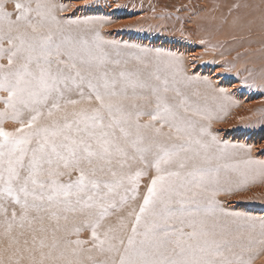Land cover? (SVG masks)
<instances>
[{"label": "snow or ice", "instance_id": "snow-or-ice-1", "mask_svg": "<svg viewBox=\"0 0 264 264\" xmlns=\"http://www.w3.org/2000/svg\"><path fill=\"white\" fill-rule=\"evenodd\" d=\"M7 5L0 0V264L264 256V217L217 199L264 183V160L233 161L237 148L250 149L211 133L216 117L187 95L201 80L181 55L106 39L101 30L115 23L107 16L61 20L46 0ZM216 21L200 27L264 32V0L233 3Z\"/></svg>", "mask_w": 264, "mask_h": 264}, {"label": "bare ground", "instance_id": "bare-ground-1", "mask_svg": "<svg viewBox=\"0 0 264 264\" xmlns=\"http://www.w3.org/2000/svg\"><path fill=\"white\" fill-rule=\"evenodd\" d=\"M21 2H29V0H21ZM46 2L52 4L53 0ZM112 2L115 9H118L117 5L124 4L121 6L124 9L130 8L137 13H144L138 21L144 26L140 34L142 38L137 36V42L144 43L143 37L146 36L152 38L150 42L156 41L159 37L156 35L157 38L153 39L155 36L152 35H162L159 38L160 42L154 43L155 47L180 54L184 58L186 74H196V77L200 78V83L192 84L185 91L191 101L212 111L215 115L216 118L210 125L211 133L217 136L218 131L224 130V133L217 136L220 142L227 139L230 145H243L244 149H250L249 152L237 148L232 157L233 161L264 160V90L261 88L264 86V32H261L258 26L251 31H235L227 25L223 30H219L220 26L206 30L200 27L207 23V18L213 16L217 17L216 24L219 25V18L233 3L259 4L260 0H113ZM14 3L15 0H8V11L14 12ZM194 11L199 13L195 18L192 17ZM114 13L110 12L109 16L114 18L116 15H121L118 12ZM164 16L166 22L158 20V17ZM178 17L179 21H177ZM148 18L153 19L151 20L153 25L162 24V28L147 29ZM170 20L173 21L171 26L168 25ZM167 25L171 31H167L168 27L165 28ZM180 28H183L184 39L181 38V32L176 31ZM217 30L223 32L222 37L216 35ZM201 39L208 41V45L200 44ZM150 42L149 45H152ZM213 59L215 61L217 59L218 62ZM207 60L211 61V65L212 60L214 61L215 64L212 65L214 68L207 65L208 63L200 65L202 61ZM222 65H230L232 70L225 71ZM229 75L231 78H228ZM245 78L250 82L254 81L257 87L246 88L243 84ZM205 79L211 81V86L202 82ZM221 87L231 97L230 101L222 98L218 91ZM193 119H197L200 124H207V121H200L197 117ZM239 128L241 129L237 130ZM164 131L167 129L165 128ZM217 199L225 204L224 208L230 205L235 211L257 218L264 217V183L257 182L240 193L221 194ZM234 203H243V205L237 206ZM61 225L64 226V222ZM255 264H264V256L256 260Z\"/></svg>", "mask_w": 264, "mask_h": 264}, {"label": "rangeland", "instance_id": "rangeland-1", "mask_svg": "<svg viewBox=\"0 0 264 264\" xmlns=\"http://www.w3.org/2000/svg\"><path fill=\"white\" fill-rule=\"evenodd\" d=\"M112 1L113 0H53L52 4L57 6L56 11H55V15L57 16L58 19H61V20H66V19H86V18H89V17H96V16H107V17L111 18L113 21H115V23L110 24V25L104 27L101 30L102 34L105 36L106 39H110V40L116 41L117 43L136 44V45H139V46H142V47H146V48L160 49L159 47L157 48V46L155 47V45H154V43H157V42L159 43L160 42L159 38L162 36L160 34L159 35L158 34H153L152 35V36H155V38H153V39H156L157 37H159V38H157L156 41H151L150 42V40L152 38H149L148 36H146V37H143V40H145L144 43H142L140 41L137 42L138 41L137 38L141 37V35H140V34H142L141 30H143L142 28L144 26V24H141L138 21L140 20V17L144 15V13H137L136 11H132L130 8L124 9V7H119L118 9H115V8H113L114 2H112ZM107 5H109V7L106 8ZM60 6H63V9H64L63 11L60 10ZM121 6H124V4H121ZM111 10H113V11H111ZM110 12H112V13L118 12L121 15H116L113 18V16H111V15L109 16ZM123 15H126V16L123 17ZM164 17H165V19H164ZM164 17H163V19L161 17H158V20H162L163 22L164 21L166 22V16H164ZM151 20H153V19L148 18L146 20L148 22L147 29L150 30V29H153L155 27L156 28L159 27L160 29L162 28L161 27L162 24H160V25L157 24L158 26L153 25L151 23ZM177 21H179V19ZM172 22L173 21L170 20L168 25H170ZM168 25L165 28H167ZM223 28H224V26H220L219 30H223ZM170 29L168 27L167 31H171ZM176 31H178V30H176ZM216 32H213V33L214 34L216 33V35H219V36L223 35V32H221V31L217 30ZM156 35H157V37H156ZM134 37H135L136 40H134ZM149 42L152 45H149ZM161 50H165V49H161ZM213 60H212V62H213L212 65L215 64L214 63L215 60L214 61ZM216 61L218 62L217 59H216ZM210 62H211L210 60H207L206 62L202 61L200 63V65H204V64L206 65L208 63L207 65L210 66L211 65ZM212 68H214V67L212 66ZM188 76H193V75H189L188 74ZM194 76H197V75L194 74ZM228 78H231V76L229 75ZM250 91L253 92V90H250ZM253 94H252V96H253ZM142 119H143V122H147L149 118L147 116H145ZM222 122H224V121H222ZM6 127L7 128H13L14 125L12 126V124H10L9 126L7 125ZM240 129L241 128H239L237 130H240ZM222 133H224V130L223 131H218L217 132V136H220V134H222ZM225 142L228 143L227 139H225V141L222 140L221 143H225ZM234 204H236V203H234ZM222 205H224V207H226L225 204L222 203ZM236 205L240 206V205H243V203H237ZM225 209L233 210L230 207V205H229V207H227ZM62 222L63 221H61V223ZM72 226H73V224L71 222L67 225L68 228H71ZM89 237H90V232L87 231V230L83 231L81 233V236H80L81 239H88ZM74 238L75 237H73V239Z\"/></svg>", "mask_w": 264, "mask_h": 264}]
</instances>
